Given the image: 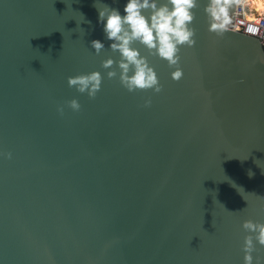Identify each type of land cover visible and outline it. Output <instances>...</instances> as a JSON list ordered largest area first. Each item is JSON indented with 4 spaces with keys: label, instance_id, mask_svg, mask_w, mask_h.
I'll return each mask as SVG.
<instances>
[{
    "label": "water",
    "instance_id": "1",
    "mask_svg": "<svg viewBox=\"0 0 264 264\" xmlns=\"http://www.w3.org/2000/svg\"><path fill=\"white\" fill-rule=\"evenodd\" d=\"M237 2L217 34L198 0L179 82L134 45L154 94L101 67L120 55L97 8L127 0H0V264H244L242 225L264 223V48L232 29ZM91 72L94 99L67 83Z\"/></svg>",
    "mask_w": 264,
    "mask_h": 264
},
{
    "label": "clouds",
    "instance_id": "2",
    "mask_svg": "<svg viewBox=\"0 0 264 264\" xmlns=\"http://www.w3.org/2000/svg\"><path fill=\"white\" fill-rule=\"evenodd\" d=\"M229 3L230 0H207L204 11L209 18V32L220 34L226 29L230 23ZM197 5L198 0H164L163 3L160 0H127L123 16L108 5L103 9L97 8L105 36L112 41L110 50L120 55L119 61L111 58L102 61L101 67L107 71L108 79H115L119 73V83L129 93L152 91L159 94L163 90L148 58L134 47L138 43L147 49L150 56L166 61L169 68L175 69L171 78L179 82L183 78L180 49L196 45V30L191 25ZM91 47L99 55L105 46L100 40H93ZM102 82L99 72L80 74L67 80L70 88L87 94L90 99H94L101 90ZM151 103V98H148L143 106L150 107ZM66 106L74 112L81 109L76 99L68 101ZM57 111L63 115L64 107H58ZM8 156L11 158V154ZM249 175L253 174L249 172ZM242 227L250 233L244 238V264H253L254 241L264 247V223L247 220ZM256 264H261L260 258L256 259Z\"/></svg>",
    "mask_w": 264,
    "mask_h": 264
},
{
    "label": "built area",
    "instance_id": "3",
    "mask_svg": "<svg viewBox=\"0 0 264 264\" xmlns=\"http://www.w3.org/2000/svg\"><path fill=\"white\" fill-rule=\"evenodd\" d=\"M232 29L256 37L264 48V11H258L252 0H238Z\"/></svg>",
    "mask_w": 264,
    "mask_h": 264
},
{
    "label": "bare ground",
    "instance_id": "4",
    "mask_svg": "<svg viewBox=\"0 0 264 264\" xmlns=\"http://www.w3.org/2000/svg\"><path fill=\"white\" fill-rule=\"evenodd\" d=\"M253 4L258 5L259 9ZM252 5L256 7L258 11H264V0H252Z\"/></svg>",
    "mask_w": 264,
    "mask_h": 264
},
{
    "label": "rangeland",
    "instance_id": "5",
    "mask_svg": "<svg viewBox=\"0 0 264 264\" xmlns=\"http://www.w3.org/2000/svg\"><path fill=\"white\" fill-rule=\"evenodd\" d=\"M253 5H255L259 9L258 5H256V4H253Z\"/></svg>",
    "mask_w": 264,
    "mask_h": 264
}]
</instances>
